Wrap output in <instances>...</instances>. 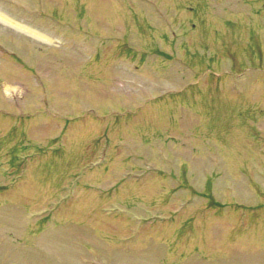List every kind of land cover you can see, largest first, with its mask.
Returning a JSON list of instances; mask_svg holds the SVG:
<instances>
[{
	"label": "rangeland",
	"instance_id": "374dc122",
	"mask_svg": "<svg viewBox=\"0 0 264 264\" xmlns=\"http://www.w3.org/2000/svg\"><path fill=\"white\" fill-rule=\"evenodd\" d=\"M151 1L0 0V264H264V0Z\"/></svg>",
	"mask_w": 264,
	"mask_h": 264
}]
</instances>
